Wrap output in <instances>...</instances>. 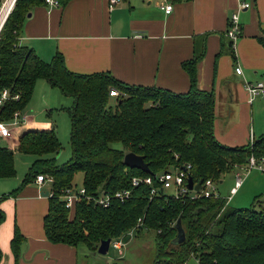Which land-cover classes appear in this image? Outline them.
Returning a JSON list of instances; mask_svg holds the SVG:
<instances>
[{
	"label": "trees",
	"instance_id": "obj_1",
	"mask_svg": "<svg viewBox=\"0 0 264 264\" xmlns=\"http://www.w3.org/2000/svg\"><path fill=\"white\" fill-rule=\"evenodd\" d=\"M57 1L59 6H65L69 0ZM45 5V0H16L2 27L0 88H9L18 94V99L0 108V120H10L14 112L25 111L36 80L44 79L71 99L67 107L71 155L65 163H55L51 154L60 151L61 143L54 124L47 129L23 131L16 148L0 145V179L14 175L15 151L33 157L21 184L0 196V203L16 197L25 185L43 174L52 178L43 217L44 234L51 243L75 249L83 244L96 251L102 240L126 235L141 218L143 226L135 232L141 228L155 231L153 264H186L189 257L199 264H264V205L231 208L220 195L183 198L166 195L162 190L150 196V186L131 184L132 177L149 174L129 168L123 161L124 155L132 152L148 163L150 175L186 167L194 182H217L235 166L246 167L251 155L264 156V133L234 146L215 137L214 91L196 86V63L203 56L204 43L191 59L182 62L190 81L186 92L124 83L107 71L78 73L67 68L60 52L45 61L32 48L19 44L28 12L32 7ZM257 40L264 48V35ZM233 47L229 40L227 50L235 57ZM224 50L222 43L218 53ZM110 90L117 95H110ZM116 143L121 146L115 147ZM79 172L86 194H113L128 189L130 195L124 202L112 200L107 207L82 198L70 218L60 195ZM152 186L157 187L158 183L154 180ZM4 219L0 208V223ZM178 220L185 239L174 244ZM25 244L26 237L15 225L10 240L14 264Z\"/></svg>",
	"mask_w": 264,
	"mask_h": 264
},
{
	"label": "crops",
	"instance_id": "obj_2",
	"mask_svg": "<svg viewBox=\"0 0 264 264\" xmlns=\"http://www.w3.org/2000/svg\"><path fill=\"white\" fill-rule=\"evenodd\" d=\"M239 1H179L172 3L169 13L160 7L161 0H118L112 8L108 0H69L65 6H36L24 19L19 44L32 48L45 61L60 52L67 68L74 72L107 71L124 83L186 92L190 81L182 62L191 59L204 43L203 56L196 63V86L214 91L215 137L230 146L245 144L254 136L245 127L235 82L241 81L244 86L245 81L263 80H251L250 75L264 77V48L257 40L264 35V0H249L252 6L239 11L241 33L234 41L233 57L227 50L225 31ZM222 43L226 50L218 53ZM237 65L240 74L235 72ZM244 98L251 107L247 93ZM52 124L34 122L28 115L23 128L4 141L13 148L11 144L17 143L23 131L47 129ZM9 183V178L0 179V194L10 192ZM49 186L34 179L16 197L0 203L5 213L0 223V264H14L10 240L15 225L26 237L17 264H31L38 255L41 259L53 258L59 247L66 246L70 253L60 264H76L78 252L74 247L57 246L61 243H51L45 237L43 217L48 197L44 194Z\"/></svg>",
	"mask_w": 264,
	"mask_h": 264
},
{
	"label": "rangeland",
	"instance_id": "obj_3",
	"mask_svg": "<svg viewBox=\"0 0 264 264\" xmlns=\"http://www.w3.org/2000/svg\"><path fill=\"white\" fill-rule=\"evenodd\" d=\"M4 1L5 0H0V7H2ZM15 3L10 12L15 8ZM250 77L253 78L251 80H257L262 77L263 80H259L258 82H262L264 84V77L261 74H257V76L251 74ZM235 88L237 89L238 103L243 110L244 119H246L245 127L248 134L251 132L253 133L252 136L257 138L259 135L264 133V88L263 91L253 98L251 107L246 103L247 98H244L246 92L243 82L236 81ZM70 105V97H65L58 88L49 85L46 80L37 79L32 97L25 109V113L32 116L34 122L43 124L53 123L55 125L57 136L61 143L60 151L58 153L51 154L54 156L56 164L65 163L71 155V147L69 143L71 124L67 111V107ZM48 110L49 114L46 112ZM233 139L239 138L233 137ZM240 144L242 145V143ZM0 145L8 146L7 142L1 139ZM11 146L16 148V143L14 145L11 144ZM114 146L119 148L121 145L116 143ZM32 160L33 158L31 155L15 151L14 175L12 177H8L10 179L9 191H12L21 184L22 179L26 176L28 169L31 166ZM245 168L246 167L242 168L235 166L230 171L222 175V178L220 179L221 182H219L220 180L216 182V189L220 196L227 198L230 189L234 186L236 177L235 173H238V175L241 176L242 183L239 188H237L236 193L232 195V199L228 202V206L231 208H247L250 206L259 208V205H264V170L252 168L247 171ZM49 177L50 176H45V178ZM81 183L82 174L79 172L75 175L71 185H76L78 187L81 186ZM173 192V187L165 190L166 195H171ZM191 194H193V191L189 192V195ZM74 213L75 206L71 205L68 211L69 217L72 218ZM125 241L126 244L122 247L121 252L111 245L106 254L98 253L97 249L96 251H90L83 244H81L76 249L78 252L76 264H153L155 257L154 230L141 228L134 232L133 235L127 236ZM61 244L57 246H65V244ZM67 248V246L59 247L58 254L55 253L56 256L53 258H45L42 256L41 259V256L38 255V258L33 260L31 264H60L61 260L64 259V255L70 253V250ZM72 254L74 253L72 252ZM18 260L21 262L20 258ZM186 264L199 263L195 258L189 257Z\"/></svg>",
	"mask_w": 264,
	"mask_h": 264
},
{
	"label": "built area",
	"instance_id": "obj_4",
	"mask_svg": "<svg viewBox=\"0 0 264 264\" xmlns=\"http://www.w3.org/2000/svg\"><path fill=\"white\" fill-rule=\"evenodd\" d=\"M6 1V0H5ZM5 1L0 7V33L4 22L8 16L5 17L4 20L1 21L3 7ZM118 0H108V7L112 8ZM46 5L50 7L59 6L57 0H45ZM252 6L251 1L249 0H240L237 8L235 11L232 12L228 19L227 28L225 31L226 37L229 40L234 41L239 37L241 33L240 23H239V11L243 9H248ZM160 7L164 9L166 13H169L172 10V3L170 0H161ZM235 72L237 74L241 73V68L239 65L235 66ZM264 84L262 82H252V81H245L244 82V89L248 95V101L251 103L253 98L258 95L261 91H263ZM110 95H117V92L114 90H110ZM18 99V94L12 93L9 88H0V108L6 104L7 102H11ZM28 119V115L25 111H16L14 112L12 118L10 120H0V139L7 140L13 135L17 134L21 128L25 125V122ZM17 131V132H16ZM252 137H250V141H252ZM252 168H258L264 170V156L260 158H256L255 156L251 155L248 158L246 170L249 171ZM188 171H183L180 167L170 168L166 171L156 173L154 175H146V176H134L131 179V184L133 186H138L140 184H145L150 186L149 194L150 196H154L157 194L158 190H162L165 193L170 187L174 188V192L171 195L175 197H189V198H200V197H218L220 194L216 189V182L212 179H205L202 180L198 191L189 190L186 186ZM158 183V186H152L153 181ZM52 178H45V175L38 174L35 177V182L38 184L48 182L51 183ZM196 182H194L195 184ZM242 178L238 173H236L234 186L230 189L229 195L226 200V204L231 200L232 195L235 194L237 188L241 185ZM50 185V184H49ZM193 191V194L189 195V192ZM48 194L51 195L49 191ZM130 195V190L124 189L114 192L110 194L109 192H99L96 195H89L86 194L85 188L81 186L71 185L64 189L60 195V199L64 202V205L67 209H70L71 205H74L82 198L92 200L97 205L102 207H107L111 204L112 200H119L120 202H124ZM142 219L138 218L136 224L131 230L128 231L126 235H122L114 240H110L109 247L112 245L115 249L121 252L122 247L126 244L125 239L127 236L133 235L135 230H137L140 226H143Z\"/></svg>",
	"mask_w": 264,
	"mask_h": 264
},
{
	"label": "water",
	"instance_id": "obj_5",
	"mask_svg": "<svg viewBox=\"0 0 264 264\" xmlns=\"http://www.w3.org/2000/svg\"><path fill=\"white\" fill-rule=\"evenodd\" d=\"M28 15L30 14L28 13ZM123 161H124V164L129 168H137L148 174L151 173L148 163L144 162L142 156L129 152L124 155ZM181 169L183 171H186V167H181ZM201 182L202 180H199L198 182L194 184V180L192 179V177L188 175L186 186L189 190L198 191ZM47 195H48V192H45L44 196H47ZM175 228L177 230V233L174 239L172 240V243L174 244L182 243L185 239V235H184V230L182 229L179 220L176 222ZM109 244H110V239L102 240L97 247V252L100 254H106L109 249Z\"/></svg>",
	"mask_w": 264,
	"mask_h": 264
},
{
	"label": "bare ground",
	"instance_id": "obj_6",
	"mask_svg": "<svg viewBox=\"0 0 264 264\" xmlns=\"http://www.w3.org/2000/svg\"><path fill=\"white\" fill-rule=\"evenodd\" d=\"M15 3V0H6L4 7H3V12H2V18L1 21L5 19V17L7 16V14L10 12V10L12 9L13 5Z\"/></svg>",
	"mask_w": 264,
	"mask_h": 264
}]
</instances>
